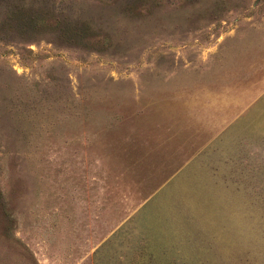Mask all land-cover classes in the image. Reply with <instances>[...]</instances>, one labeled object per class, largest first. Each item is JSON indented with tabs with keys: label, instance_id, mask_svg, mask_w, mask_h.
Returning a JSON list of instances; mask_svg holds the SVG:
<instances>
[{
	"label": "rangeland",
	"instance_id": "1",
	"mask_svg": "<svg viewBox=\"0 0 264 264\" xmlns=\"http://www.w3.org/2000/svg\"><path fill=\"white\" fill-rule=\"evenodd\" d=\"M0 264H264V0H0Z\"/></svg>",
	"mask_w": 264,
	"mask_h": 264
}]
</instances>
